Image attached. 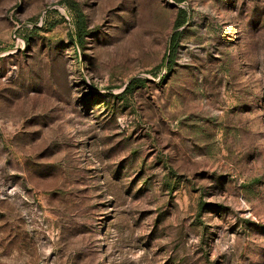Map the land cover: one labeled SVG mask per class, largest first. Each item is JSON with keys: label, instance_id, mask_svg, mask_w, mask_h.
I'll list each match as a JSON object with an SVG mask.
<instances>
[{"label": "rangeland", "instance_id": "obj_1", "mask_svg": "<svg viewBox=\"0 0 264 264\" xmlns=\"http://www.w3.org/2000/svg\"><path fill=\"white\" fill-rule=\"evenodd\" d=\"M0 264H264V0H0Z\"/></svg>", "mask_w": 264, "mask_h": 264}, {"label": "trees", "instance_id": "obj_2", "mask_svg": "<svg viewBox=\"0 0 264 264\" xmlns=\"http://www.w3.org/2000/svg\"><path fill=\"white\" fill-rule=\"evenodd\" d=\"M176 2L181 3L182 0H176ZM77 13L78 14H77L76 25H77V29L79 33L78 35L75 36V38L76 40L81 41L85 33V30H86V23H85L83 16L80 14L78 10H77ZM188 22H189V16L187 12L185 10L180 9L178 12L177 20L174 25V29L177 31L180 28L184 27ZM178 38H179V33L177 32L172 38V45L170 49L171 57H170L169 65H168L169 70H171L173 66L174 55H175V50H176V43H177ZM144 82H145L144 80H139V79L134 80L133 82H131L130 85L127 86L126 90L124 91V94L131 93L138 86V84L140 85Z\"/></svg>", "mask_w": 264, "mask_h": 264}, {"label": "water", "instance_id": "obj_3", "mask_svg": "<svg viewBox=\"0 0 264 264\" xmlns=\"http://www.w3.org/2000/svg\"><path fill=\"white\" fill-rule=\"evenodd\" d=\"M165 66H167V61L165 62Z\"/></svg>", "mask_w": 264, "mask_h": 264}]
</instances>
